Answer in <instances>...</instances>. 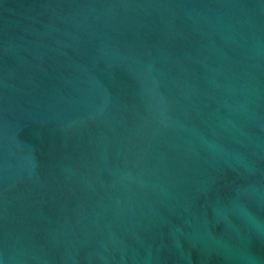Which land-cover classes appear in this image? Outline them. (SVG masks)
<instances>
[{
    "label": "water",
    "instance_id": "95a60500",
    "mask_svg": "<svg viewBox=\"0 0 264 264\" xmlns=\"http://www.w3.org/2000/svg\"><path fill=\"white\" fill-rule=\"evenodd\" d=\"M0 264H264V0H0Z\"/></svg>",
    "mask_w": 264,
    "mask_h": 264
}]
</instances>
